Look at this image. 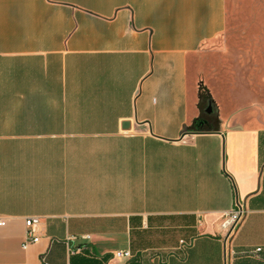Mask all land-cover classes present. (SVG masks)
<instances>
[{"label":"crops","instance_id":"0c3cea01","mask_svg":"<svg viewBox=\"0 0 264 264\" xmlns=\"http://www.w3.org/2000/svg\"><path fill=\"white\" fill-rule=\"evenodd\" d=\"M225 29L226 0H0V264H264V106ZM200 81L220 123L184 132Z\"/></svg>","mask_w":264,"mask_h":264},{"label":"rangeland","instance_id":"374dc122","mask_svg":"<svg viewBox=\"0 0 264 264\" xmlns=\"http://www.w3.org/2000/svg\"><path fill=\"white\" fill-rule=\"evenodd\" d=\"M209 47L216 54L225 51L227 63L248 80L264 106V0H226L225 32Z\"/></svg>","mask_w":264,"mask_h":264},{"label":"trees","instance_id":"16d2710c","mask_svg":"<svg viewBox=\"0 0 264 264\" xmlns=\"http://www.w3.org/2000/svg\"><path fill=\"white\" fill-rule=\"evenodd\" d=\"M208 107H210V112L207 114L206 109ZM198 108L200 111L199 118L190 128H185L184 132L216 131L220 123L217 109L211 99L209 91L202 83L198 84Z\"/></svg>","mask_w":264,"mask_h":264},{"label":"built area","instance_id":"2783aa9c","mask_svg":"<svg viewBox=\"0 0 264 264\" xmlns=\"http://www.w3.org/2000/svg\"><path fill=\"white\" fill-rule=\"evenodd\" d=\"M241 215H242L241 210H238L224 217L223 222L221 224V228L222 230H224L225 235L227 237H229L234 233L236 226L241 218ZM38 223H39L38 218H28L25 220V226L27 228V232H26L25 241L23 243L24 249H26L28 245L37 242V237L33 234L32 227L36 226ZM4 225L5 223L1 221L0 226H4ZM114 257L118 259L128 260L132 258V255L130 252L124 251V252H116L114 254ZM42 264H46V263L42 262Z\"/></svg>","mask_w":264,"mask_h":264},{"label":"water","instance_id":"95a60500","mask_svg":"<svg viewBox=\"0 0 264 264\" xmlns=\"http://www.w3.org/2000/svg\"><path fill=\"white\" fill-rule=\"evenodd\" d=\"M206 112H207V113L210 112V107H208V108L206 109ZM122 126H123L124 128H126V127H128V124H123Z\"/></svg>","mask_w":264,"mask_h":264}]
</instances>
